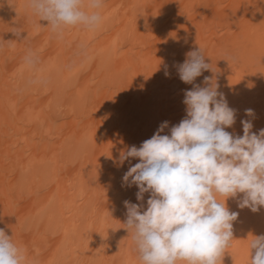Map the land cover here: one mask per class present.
Wrapping results in <instances>:
<instances>
[{"label": "bare ground", "instance_id": "6f19581e", "mask_svg": "<svg viewBox=\"0 0 264 264\" xmlns=\"http://www.w3.org/2000/svg\"><path fill=\"white\" fill-rule=\"evenodd\" d=\"M102 15L57 35L28 0H0V229L27 264H140L124 201L146 210L150 193L137 200L123 177L139 160L120 156L165 121L169 135L205 77L236 111L226 131L264 129V0H105ZM199 48L211 68L186 84L177 66ZM242 197L225 202L239 215L221 264H250L264 236Z\"/></svg>", "mask_w": 264, "mask_h": 264}, {"label": "clouds", "instance_id": "9594fccd", "mask_svg": "<svg viewBox=\"0 0 264 264\" xmlns=\"http://www.w3.org/2000/svg\"><path fill=\"white\" fill-rule=\"evenodd\" d=\"M104 6L105 0H28L32 14L57 35L77 27L97 31ZM26 62L35 63L32 54ZM210 68L199 48L187 54L177 71L182 82L193 84ZM205 83L185 92L186 117L169 135L161 134L169 127L165 121L139 148L131 146L120 156L121 163L139 160L123 177L127 186L139 189L137 200L150 193L146 210L142 203L124 201L123 225L132 234L140 264H221L235 240L233 222L239 215L229 211L226 200L242 193L238 207L253 212L264 207V129L256 134L252 122L242 120L243 136L226 131L236 111L214 80L205 77ZM245 114L254 116L252 109ZM252 249L250 264H264V236L252 238ZM27 259L25 250L0 229V264H27Z\"/></svg>", "mask_w": 264, "mask_h": 264}]
</instances>
